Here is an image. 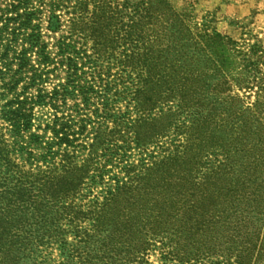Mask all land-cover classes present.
<instances>
[{
    "label": "trees",
    "instance_id": "obj_1",
    "mask_svg": "<svg viewBox=\"0 0 264 264\" xmlns=\"http://www.w3.org/2000/svg\"><path fill=\"white\" fill-rule=\"evenodd\" d=\"M165 3L0 0V264H49L45 252L53 245L57 264H147L151 249L161 251L162 264L243 263V255L231 262L255 177L243 150L211 166L208 179L217 183L209 181L208 190L197 145L173 159L114 165L129 142L145 148L138 135L120 134L111 105L122 95H109L111 82L131 90L137 106L141 99L153 105L163 79L153 76L149 25L156 14L173 15ZM181 26L166 23L159 32L158 46L167 47L162 64L168 47L182 48ZM180 51L175 64L165 63L170 98L186 81ZM108 167L125 178L106 176ZM88 176L102 190L79 205L72 193ZM239 246L237 254L246 252L242 239Z\"/></svg>",
    "mask_w": 264,
    "mask_h": 264
},
{
    "label": "rangeland",
    "instance_id": "obj_2",
    "mask_svg": "<svg viewBox=\"0 0 264 264\" xmlns=\"http://www.w3.org/2000/svg\"><path fill=\"white\" fill-rule=\"evenodd\" d=\"M165 1L162 10L173 15L156 14L149 25L154 36L148 48L158 68L155 74L153 69L152 74L163 79L151 94L153 105L149 100L141 99V106H137L129 94L131 90L111 82L109 95H122L121 100L111 105L117 120L122 123L120 134L133 139L138 135L145 148L141 153L134 149V143L127 142L131 149L120 152L114 165L133 163L140 166V161L147 162L150 157L156 162L162 157L173 159L184 147L197 145L202 188L208 190L209 181H213L212 187L217 183L214 178L208 179L211 166L214 169V164L222 162L226 155L240 157L242 154L235 152L243 150L244 160L251 163L249 174L255 173V177L245 201L251 213L238 223L244 225V235L237 236L236 244H232L237 250L232 252L231 262L235 263L237 255H243L242 264H264V0ZM179 21L185 42L175 53L168 47L169 55L162 64L160 55L167 54L164 52L167 47L158 46L156 38L160 37L159 32L166 23L176 25ZM180 49L183 61L189 64L186 81L182 80L181 93L170 98L168 85L164 82L169 74L165 63L175 64ZM111 69L112 74L117 73V68ZM83 70L89 79L92 71L89 68ZM105 75L103 81H106ZM177 109L180 113H174ZM140 117L146 122L139 121ZM127 119L137 121L128 124ZM245 143L251 148L242 149ZM107 169L110 173L106 176L116 174L125 178L119 169ZM95 180L88 176L78 187L81 191L72 193L80 199L79 205L87 204L101 192L102 185ZM201 204L212 207L215 202L203 201ZM241 239L247 250L237 254L241 250L238 247ZM45 254L49 264L58 263L56 245L46 249ZM160 257L161 251L151 249L144 260L147 264H162ZM171 264L178 263L172 261Z\"/></svg>",
    "mask_w": 264,
    "mask_h": 264
}]
</instances>
